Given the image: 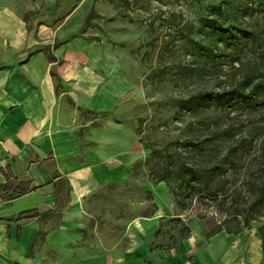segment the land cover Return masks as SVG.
<instances>
[{
	"label": "crops",
	"instance_id": "obj_1",
	"mask_svg": "<svg viewBox=\"0 0 264 264\" xmlns=\"http://www.w3.org/2000/svg\"><path fill=\"white\" fill-rule=\"evenodd\" d=\"M73 1L0 0V186L30 188L0 195V264H262L258 229L239 218L208 227L160 207L121 231L96 216L146 150L127 82L68 41Z\"/></svg>",
	"mask_w": 264,
	"mask_h": 264
},
{
	"label": "rangeland",
	"instance_id": "obj_2",
	"mask_svg": "<svg viewBox=\"0 0 264 264\" xmlns=\"http://www.w3.org/2000/svg\"><path fill=\"white\" fill-rule=\"evenodd\" d=\"M262 3H68V41L88 53L98 72L127 82L131 123L146 150L131 183L109 186L97 201L96 216L114 230L160 207L223 220L220 202L225 212L238 210L250 229L264 225V205L249 210L264 178V91L255 90L264 82V13L257 11ZM229 27L237 41L223 36ZM242 29L262 31L261 46L252 47ZM181 164L198 173L216 169L217 176L205 189L184 167L179 173Z\"/></svg>",
	"mask_w": 264,
	"mask_h": 264
},
{
	"label": "trees",
	"instance_id": "obj_3",
	"mask_svg": "<svg viewBox=\"0 0 264 264\" xmlns=\"http://www.w3.org/2000/svg\"><path fill=\"white\" fill-rule=\"evenodd\" d=\"M261 5L262 7L258 8L257 11H261L264 13V3H262ZM222 32H223V36L225 37V39L232 38L233 40L237 41V39L234 36L233 29L231 27L227 28L226 30L222 29ZM241 32L243 33L244 37L248 38V40L251 42L252 47L261 46L262 31L249 32L246 29H242ZM237 44L239 45V42H237ZM258 88H262L264 91V82H258L255 85V90ZM251 96L252 94H250V97ZM181 167L182 168L180 169V172H179L180 174H182L181 170L184 167L186 171L190 172L194 177H197L201 181L205 189L210 188L212 181H213L212 179L217 176L216 169L209 168V169L203 170L202 173H198V172H194L192 168H189L185 166L184 164H181ZM15 183H16V180H12V182L7 183L3 186H0V195L2 196V199L4 200L12 199L13 195L11 193L10 194L7 193L9 190L16 191L17 193H21V194H26L30 191V188L27 185L25 184L15 185ZM198 201L202 204H205L204 198H199ZM263 205H264V178L255 189L254 198L250 204L249 210L252 211L255 208L259 206H263ZM217 206L220 209L218 210V212L223 213L226 218H230V217L238 218L240 215V212L238 210L225 212L226 210L222 208L223 206L221 202L218 203ZM199 219L204 221L208 227L210 226L209 221L210 220L214 221V218H211V217L210 218L201 217ZM245 227H249V224L245 223ZM258 232H259L260 237L262 238L263 249H264V225L259 227ZM211 236H212V233L208 231V233H206V237L210 238ZM183 237H186V235L183 234ZM262 264H264V262Z\"/></svg>",
	"mask_w": 264,
	"mask_h": 264
}]
</instances>
